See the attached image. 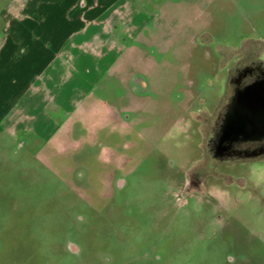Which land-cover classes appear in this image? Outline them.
<instances>
[{"label":"rangeland","instance_id":"rangeland-1","mask_svg":"<svg viewBox=\"0 0 264 264\" xmlns=\"http://www.w3.org/2000/svg\"><path fill=\"white\" fill-rule=\"evenodd\" d=\"M21 4L0 0V34ZM150 15L68 121L48 89L62 121L41 116L43 139L21 146L0 123V264H264V155L206 150L230 75L264 68V0H167ZM192 174L205 193L184 197Z\"/></svg>","mask_w":264,"mask_h":264},{"label":"crops","instance_id":"crops-1","mask_svg":"<svg viewBox=\"0 0 264 264\" xmlns=\"http://www.w3.org/2000/svg\"><path fill=\"white\" fill-rule=\"evenodd\" d=\"M14 7L1 14L0 123L14 136L39 139L44 136L34 129L41 116L42 125L53 122L55 128L60 114L68 121V107L82 101L79 89H88L121 56L125 47L113 25L135 39L150 19L134 0H22ZM68 85V94L59 99ZM48 89L51 100L59 101L61 113L54 121L42 106Z\"/></svg>","mask_w":264,"mask_h":264},{"label":"flooded vegetation","instance_id":"flooded-vegetation-1","mask_svg":"<svg viewBox=\"0 0 264 264\" xmlns=\"http://www.w3.org/2000/svg\"><path fill=\"white\" fill-rule=\"evenodd\" d=\"M139 1L134 0V2L139 4V7L141 8L142 12L149 14L150 17L151 11L153 12L157 8L160 9L162 5L166 3L167 0H149L148 2H142V3ZM145 24H143L136 38L141 36ZM113 32L116 35L119 44L124 47L127 42L130 43L133 40V39H129L126 33L121 31L119 27L115 24L113 25ZM259 81L264 82V68H262L261 64L252 63V64L239 66L230 75V80H229L230 95L228 102L225 104L224 109L218 114L213 125V130L211 134L208 136L206 150L208 152V156L212 160L221 162V161L233 160L235 158L238 159L257 158L264 155V134L255 137L242 136V135L232 136L229 139L224 137V128L227 120L232 116L233 102L235 101L238 93L242 92L246 87ZM27 137H31V136L28 134H20L18 136L16 135V140L17 141L21 140V146H24L28 144L30 140ZM110 162L111 161H109V163ZM199 179H200L199 174H192L191 177H188V179H186L182 185V190H183L182 196L185 197L186 195L192 193H205V190L201 186ZM113 184L115 189L114 191H116V194H119V192L125 186L124 180L119 178H116V181H114ZM68 244H73V243L69 240ZM77 249L78 250L76 252L74 253L71 252V253L79 257L81 250L78 247ZM104 260L105 263L110 262L109 257L105 256ZM228 261L230 264H232L234 262V259L231 256H228Z\"/></svg>","mask_w":264,"mask_h":264},{"label":"water","instance_id":"water-1","mask_svg":"<svg viewBox=\"0 0 264 264\" xmlns=\"http://www.w3.org/2000/svg\"><path fill=\"white\" fill-rule=\"evenodd\" d=\"M264 134V82L259 81L238 93L227 120L224 137Z\"/></svg>","mask_w":264,"mask_h":264}]
</instances>
